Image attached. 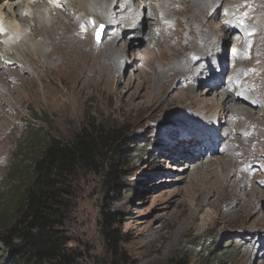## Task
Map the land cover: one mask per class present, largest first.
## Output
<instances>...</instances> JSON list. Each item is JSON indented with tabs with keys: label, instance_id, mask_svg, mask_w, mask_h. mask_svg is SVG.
Instances as JSON below:
<instances>
[{
	"label": "rangeland",
	"instance_id": "rangeland-1",
	"mask_svg": "<svg viewBox=\"0 0 264 264\" xmlns=\"http://www.w3.org/2000/svg\"><path fill=\"white\" fill-rule=\"evenodd\" d=\"M72 1L13 0L6 2L10 9L0 8L2 19L5 21L0 25V55L6 56L9 62L1 63L4 69L0 68V74L7 73L8 70L10 72L15 66L18 67L15 70L23 73L19 63L25 62L26 51L39 55V62L43 64L48 62L45 55L50 45L43 47L42 45L43 40L46 39L48 42L49 40L40 26L37 29L40 34L36 33V25H50L55 21L66 25L71 22L74 25L77 18L82 19L87 13L100 15L99 8L97 10L92 3L87 4L84 0H76L77 8L80 10L78 14L69 10L65 12V5L70 6ZM128 1L123 0L122 8H120L122 4L114 7L115 0H111L109 5L105 4L110 7L109 9L112 8V15L106 20L103 19L105 21L99 19V16H96V19L92 16L83 18L93 19L97 23L88 34L78 36L82 41L91 43L94 49L101 43L115 42L120 62L118 71L108 76L107 82L96 86L92 80L91 85L85 84V87L80 89L76 83L69 86L66 81L50 76L49 82L43 81V84L50 91H59V99L53 94L41 93L25 98L21 94L18 96L13 93L14 78L11 73L0 75L2 96L12 103L13 108L15 107L19 113V116L15 117L7 107H2L0 100V111L11 124L6 130V134L8 133L4 141L6 150L0 153V213L3 211L8 216L5 221L0 222V234L4 232V227L12 223L16 214L14 206L21 200V174L39 158L40 148L45 143L31 141L33 132L41 128L44 132L66 141L79 130L95 123L108 129L123 128L128 145L127 151H131L129 153L131 162L123 169L119 191H113L99 173L79 169L72 175L70 194L64 199L66 202L64 228L69 237L67 247L82 252L78 263L92 264L95 258L101 260L109 258L104 248L100 226V210L109 207L118 214L116 227L122 234L120 246L122 252L127 255V264H163L176 253L186 254L189 264H203L210 245L216 244L218 238L228 240V244H231V252L223 264H264V225L261 223L264 218V192L258 194L253 215L245 221L240 215L236 197L227 199L220 189L213 187L205 192L203 204L199 205L189 192L188 183L191 174L198 171L192 170L196 164H206L211 156L216 159L212 160L214 162L221 157L226 159L235 157L233 162L248 175L245 177L246 187L241 189L239 195L243 197L254 194L255 191L252 189L254 187L264 190V0L213 1L214 3L210 4L211 8L209 7L210 9L208 8L201 17L214 25L212 27L214 31L206 32L203 40L220 45L221 51L217 56L212 55L210 60L208 57L194 58V55L189 53L187 56L190 59L193 57L194 67L200 68L198 72L189 76H182L184 73L180 72L183 74H180V78L178 75L175 80L176 72H168L171 86L162 97L165 100L172 99V102L170 104L156 102L151 106L148 97H131L130 101L134 104L130 106L126 104V100L122 102L119 95L114 92L117 79L130 77L131 88L128 92L134 91L133 87L138 82L135 75L142 72L141 67H144L143 71L147 74L151 72L149 66H144L140 60L130 61L133 55L124 57L123 51L128 43L126 41L133 39L134 49L140 56L146 50L145 45L150 48L152 54L159 55L161 49L159 44L165 40L164 33L170 34L169 32L172 33L175 28L174 12L179 8V0H167L164 5L163 0H134L136 3L125 8ZM171 1L176 3L170 4ZM162 6L163 11L160 10ZM54 10L57 12L56 15ZM17 13L27 19L21 22ZM227 13L231 17L236 14L238 21H234L241 24L243 34L238 29L236 31L228 29L229 20L224 16ZM134 15L140 16L137 22L140 24L139 33H136L138 28L134 26ZM122 18L125 21L123 20L121 26L118 23L119 21L121 23ZM156 18L161 20L160 24L155 23ZM101 26L103 31L97 35ZM222 26L228 31V38L225 41L219 37L220 33L214 34ZM13 30L19 35L7 34ZM60 31L57 32L60 34ZM109 31H113V34ZM124 32L132 36L123 38ZM186 32L184 26L182 34ZM239 35L243 37L242 43H238ZM237 46H240L239 52L235 50ZM248 49H251L252 53ZM219 57L223 59L221 64L217 63ZM170 60L165 61V64ZM179 60L185 62L186 57ZM158 62V59L154 60L156 65ZM211 62L214 65L211 66ZM26 67L32 68V64L27 62ZM207 67H210L212 72L198 75ZM161 68L163 69V66ZM33 74L37 76V71ZM245 74H250L258 86L248 84L246 88H235V82ZM23 75L27 76V73ZM92 77L89 75L90 79ZM215 81L217 83L212 87V93L216 92L218 97L213 103L221 102L223 94L234 89L235 94L244 96L249 101L245 102V99L239 101L233 94L228 102L229 106L232 109L250 108L252 120L245 122L241 115L232 117L230 111L226 112V115L221 114L218 108L209 109L208 112L203 111L206 109L203 108L195 112L178 101L175 102V97L183 89L193 90L201 97H208L207 101L210 102L207 90L211 87L208 85ZM38 84L40 88L41 82ZM116 86L122 90L121 93L127 91L122 84ZM225 119L228 125L221 123ZM204 122H208L204 125L206 129L214 128L217 140L214 136L211 141L199 137L204 134L209 137L208 132L205 133L202 131L203 128L197 127V124ZM226 130L229 134L224 136ZM196 136L199 140H194ZM236 137L240 140L237 141ZM191 139L197 141L196 145L190 142ZM206 143L212 144L211 152L204 151ZM186 149L198 158L184 156ZM194 149L198 152L196 156L193 153ZM236 149L239 150L235 151ZM199 152L208 158H204ZM188 164L189 169L186 168ZM217 172L214 177L208 176L207 181L219 183L222 178L221 169L218 168ZM199 184L204 187L206 182L201 179ZM130 189L134 195L130 193Z\"/></svg>",
	"mask_w": 264,
	"mask_h": 264
},
{
	"label": "bare ground",
	"instance_id": "bare-ground-1",
	"mask_svg": "<svg viewBox=\"0 0 264 264\" xmlns=\"http://www.w3.org/2000/svg\"><path fill=\"white\" fill-rule=\"evenodd\" d=\"M73 1L70 3V6L65 5V12H67L69 10L71 12L73 11V13H75V14H78V11H80L79 7L77 8L78 2L76 0H73ZM84 1L87 4L92 3L95 6V8H97V10L99 8L100 15L96 14V16H99L98 17L99 19H102V20L105 19L106 20L108 18V16L110 18V16L112 15V8L109 9L110 7H108L111 0H93V2H90L89 0H87V1L84 0ZM143 1H147V0H143ZM166 1L167 0H165V1L163 0L162 4L164 5ZM213 1H215V0H179L178 1L179 8L176 10V12H174V15H175L174 27L175 28H173L172 33H171V31L169 32L170 34H168L166 32L164 33L165 40L163 41L162 44H159L160 48H161L159 51V55L152 54L150 48L147 45H145L146 50L144 51V54H146V55L141 54V56H140L138 54V52L136 53V49H134L135 48L134 47L135 45L133 42L134 40L128 39L126 41L128 43L126 44V48L123 51L124 57H126V56L129 57L130 55H133V59L130 61L140 60L144 66L145 65L149 66V68L151 69V72L149 74H147L146 72L143 71L144 67L143 66L141 67L142 72H139L138 74L135 75V78L138 80V82L133 87L134 91L131 90L128 92V89L131 88V85H130L131 84V80H130L131 78L130 77H127L124 79H121V78L117 79V84L118 85L119 84L124 85L123 88H125L127 90L126 92H128V94H126V92L121 93L122 90H120L116 86L117 84H115L114 92L119 95L122 102H124V100H126V104H129L131 106L134 104L132 101H130L131 97L132 98H138V97L147 98L148 97L150 99L149 106L155 104L156 102L164 103V104L165 103L170 104L172 102V99L165 100L162 97L164 95L165 91L169 88V86H171V78L168 75V72H174V73L176 72V74L174 75V80L178 75L180 78V74H183V73L184 74L182 76H184V75L189 76L190 74L198 72V70L200 69V68L194 67L193 57L194 58L195 57L196 58H200V57L201 58L202 57L207 58L208 57V59L210 60L212 55H215V56L218 55V52L221 51L220 45L215 44L212 41H204L203 40V35L206 32H213L214 31V30H212V27L214 25L212 23L204 20L201 17L204 14V12L210 7V4ZM115 2L116 3H114L115 4L114 7L119 5V4H122L120 6V8L123 7V0H115ZM134 2H135L134 0H129L126 4L125 8H127V7L129 8V6L133 5ZM173 3L175 4L176 2L171 1L170 4H173ZM105 4H108V5H105ZM3 5H5V6H3ZM2 7H3V9L4 8L6 9L7 3L2 2L0 8H2ZM7 8H9V7H7ZM149 8H150V6H148V9ZM163 8H164V6H162L160 8V10L163 11ZM151 9H153L152 6H151ZM54 11H55V15H56L57 12H56V10H54ZM17 14H19V13H17ZM17 14H16V16H17ZM92 14H94V13H87V15L85 14V16L83 18H87V17L92 16V18L94 17L96 19V16H94ZM156 15L157 14H155V16ZM18 16H19L18 20H20L21 22H22V20L27 19L26 17L22 16L21 14H19ZM137 16L138 17H136V15H134L133 19H135L134 26L138 28V31L136 33H139L140 24L137 22L139 21L140 16L139 15H137ZM224 16L227 17V20H229V21H227V27L229 30L236 31L238 29L239 32L241 34H243V31H242L241 26H240L241 24L239 22L234 21V20L238 21L236 14L233 17L229 16L228 13L225 14ZM141 17H142V14H141ZM30 18H32V16ZM83 18L82 19H81V17L77 18L75 20L74 25H73V23L71 24V22H69V21H68L69 24L67 23V25L62 23V22H58V21H55L52 24H50V25L48 24L45 26L43 24L42 25L41 24L36 25V33L40 34V32H38L37 29L41 28V30L43 32H45V34L47 35V38L49 40V42L46 39H45V41L43 40V45H42V47L44 45L45 46L50 45V49L47 51V53L45 55L48 62L43 64V63L39 62V58H38L39 55H37V54L33 55L32 52L26 51L25 62L21 61V63H19L20 69L23 71V73H19L17 70H15L18 68V67L16 68V66H15V69L10 70V72H8L9 71L8 70L7 73L6 72L1 73L0 75H2V76H4L5 73L6 74L11 73L13 75V78H14V91H13V93H15L18 96H20V94H21V95L25 96V98L28 97L29 95L37 96V95H40V93L43 95L53 94V96L55 98L59 99V97H58L59 91H50L48 89V87L43 84V81L49 82L50 76L52 78L57 77L60 80L66 81L69 86L71 83H74V84L76 83L77 86H79V88L82 89L85 87V84L91 85L93 81L95 82L94 84L96 86H98L99 84H103L109 80L108 76L110 77V75L114 71H118V62H120V58L117 56V53H116L117 48H116V44L114 41L113 42H107V43H101V45L98 46V48L94 49L92 47L91 43H88V41H86V42L82 41L81 40L82 38L78 37L79 35L83 36V35L88 34V31L91 28H93L95 26V24L97 23L93 19L88 20V19H83ZM167 18H170V17L167 16ZM102 20H100V21H102ZM105 20H103V21H105ZM123 20H124V18H122L121 23L119 21L118 24H120L122 26V24L124 23ZM182 20H184V21L182 22ZM2 21H3L2 13L0 12V25H1ZM100 21H98V22H100ZM4 22L5 21H3V23ZM155 23L160 24L161 20L156 18ZM4 25L6 26V23ZM184 26H186V30H187L186 34H182V30L184 29ZM72 27H74V28L72 29ZM25 30H27V29L25 28ZM58 30H61L60 34L57 32ZM109 32H111V34H113L112 33L113 31H109ZM252 33L253 32H251V34ZM7 34L9 36L19 35V33L17 34L16 30H13L12 32H8ZM127 34L128 33L124 32L123 38H126L127 36L130 38L132 36V35H127ZM214 34L215 35L219 34V37H221L222 41H225L228 38V31L223 26L218 31H215ZM148 35H150V33ZM22 36H23V34H22ZM252 37L254 38V35H252ZM242 39H243L242 35H239L238 36V40H239L238 43H242L243 42ZM250 40L251 39L249 38V41ZM84 48H86V50ZM235 50L239 52L240 46L235 47ZM248 50H250V52L252 53L251 49H248ZM141 51H142V49H141ZM189 53H192L194 55L191 59L188 58V56H187V55H189ZM182 57H186L185 62H183L182 60H179ZM219 58L220 59L218 60L217 63L221 64L223 59L221 57H219ZM6 59H7L6 56H4L3 54L0 55V68H1V70L4 69V67H2L3 65L1 63H3V62L9 63ZM11 59L14 60L13 58H11ZM155 59H158V61H159L158 65H156L154 63ZM169 59H171L170 62L165 64V61H168ZM214 59H216V58H214ZM27 62H30L32 64V68L26 67ZM210 65L212 66L214 64L212 63ZM161 66H163V69L161 68ZM164 67H167V69H165ZM224 69L225 68H223V71H224ZM36 71H37V76H35L33 74ZM180 72H183V73H180ZM210 72H212V69L210 67H207V68H204L203 70H201L198 75H201V73H210ZM24 73H27V76H24L23 75ZM89 75L93 76L92 79L89 78ZM251 77L252 76L250 74L243 75L241 77V79H239L235 82L234 87L235 88L236 87L246 88V86L248 84L252 85V86H258V83L256 81H254V79L252 80ZM174 80H173V82H174ZM39 81L41 82V85H42L40 87L41 89L39 88V84H38ZM215 83H217V81H215L213 84L210 83L208 85L209 87H211L207 90V94H210V102L207 101L208 97H201L199 94H197L193 90H189V89H186V90L183 89L175 97L176 98L175 102L178 101L179 104H182L186 108H188L189 110H193L195 112H199L203 108H206V109H203V111L206 110L207 112L209 111V109L218 108L221 111V114L226 115V112L228 113L230 111L232 113V117L241 115L244 118L245 122H247L248 120H252V117H251L252 111H249L250 108L247 109L248 108L247 107V108H243V109H239V108L232 109L229 106L228 102H230L231 96L233 94L236 96V99L237 98L239 99V101L240 100L244 101V99H245V102L249 101L246 99V97L235 94L234 89L228 91L227 93H224L222 96L221 102H217L216 104L213 103L214 100L216 99V97H218L216 92L212 93V90H213L212 87L214 86ZM210 91H211V93H209ZM229 92H231V93H229ZM125 94L127 95L126 99L124 98ZM2 95H3L2 92H0V98H1L0 100L2 102V107L3 108L7 107L8 110L11 111V113H13V115H15V117H18L19 113H17V111L15 110V107L13 108L12 103H10L9 101H6L7 99L3 98ZM54 97H52V99ZM256 100L258 101V99H256ZM20 102H21V100L19 101V103ZM202 104H205V106H203ZM122 105H124V104H122ZM220 117H222V116H220ZM222 122H223V124L228 125L226 119L224 121H221V123ZM237 122H239V120ZM207 124H208V122L197 124V127L203 128L202 131L205 133L208 132V135H209V137L207 136V134L199 135V137L200 138H206V140L211 141L212 136H214L216 138V136H215L216 133H215V131H213L214 128L206 129L204 125H207ZM10 125L11 124H10L8 118L6 117V115L2 111H0V153H4V151L6 150L4 141H5V138L8 136V133L6 134V130L8 129V127ZM238 126H240V125L238 124ZM212 131H213V133H212ZM228 134H229L228 130L224 131V133H223L224 136H227ZM236 138H237V141L240 140L239 137H236ZM194 140H199L198 136H196L194 138ZM194 140L191 139L190 142H193L195 144L197 141H194ZM213 140H215V139H213ZM216 140H217V138H216ZM211 145L212 144L206 143L204 145V148H203L204 151H210L211 152ZM186 150H187V152H186V154H184V156H191L192 158H198V157H194V155L190 152L189 149H186ZM237 150H239V149H236L235 151H237ZM193 153L195 154V156L198 155V154H196V153H198L196 150H195V152L193 151ZM199 153H201V152H199ZM201 154L204 156V158L207 157L205 154H203V153H201ZM214 159L215 158H213L211 156L207 159L206 164L200 163V164H196L193 167L192 170L196 171V169H197L198 171L191 174V176L189 178V181H188V183H190L189 192H191L193 194L195 200H197L199 205L203 204L202 200H203L205 192L207 190L209 191L210 188H213V187L217 188V190L220 189L224 193V195L227 199H229L231 197H236L235 201H236V204L238 206V209L240 210V215L243 218V220L246 221V218H250L253 215L254 203L256 201L255 199L257 198L258 194L261 192H264V190H260V189H257L256 187H254V188H252V189H254L253 191H255L254 194L244 195L243 197H241L240 196L241 195L240 194L241 189H244V187H246L245 177H248V175L241 170L240 166L238 167V165H236L233 162L235 160V157L230 158V159H226V158L221 157L216 162L212 161ZM189 167H190V164H188V166H186L187 169H189ZM218 168H220L221 172H222L221 181L219 183H215L213 180H212V182H208L207 177L208 176L214 177L215 175H217L218 174V172H217ZM201 179L206 182L204 187H201L199 184V180H201ZM251 186H253V185H251ZM251 186H250V188H251ZM245 193L248 194V192H245ZM261 223L264 225V218L261 220Z\"/></svg>",
	"mask_w": 264,
	"mask_h": 264
},
{
	"label": "trees",
	"instance_id": "trees-1",
	"mask_svg": "<svg viewBox=\"0 0 264 264\" xmlns=\"http://www.w3.org/2000/svg\"><path fill=\"white\" fill-rule=\"evenodd\" d=\"M123 133L122 127L108 129L95 123L66 141L41 128L33 132L31 141L45 143L39 158L21 174V200L14 206L12 223L0 234V264H80L82 252L67 247L69 237L64 228V199L70 194L71 177L86 169L99 173L113 191L121 190L123 169L131 162ZM7 217L1 211L0 222ZM117 219V212L109 207L100 210L101 234L109 258H95L92 264H127ZM227 241L218 238L210 245L203 264H223L231 252ZM163 264H189V259L184 253H176Z\"/></svg>",
	"mask_w": 264,
	"mask_h": 264
}]
</instances>
